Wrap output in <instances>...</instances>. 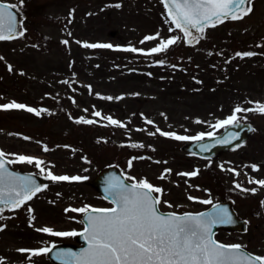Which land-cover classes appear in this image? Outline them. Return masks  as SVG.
<instances>
[{"label":"rangeland","instance_id":"rangeland-1","mask_svg":"<svg viewBox=\"0 0 264 264\" xmlns=\"http://www.w3.org/2000/svg\"><path fill=\"white\" fill-rule=\"evenodd\" d=\"M6 1L21 5V0ZM22 7L28 13L24 35L0 41V101L26 108L0 111V151L22 169L86 179L49 180L48 187L23 207L0 212V264H53L46 254L30 256L18 249L75 243V236L37 229L46 224L54 232H78L82 213L65 209L109 207L88 180L110 163H118L127 179H146L161 188L155 194L163 210H198L208 205L200 201L231 198L247 219L248 231L220 229L216 238L263 254V243L253 238L251 225L264 213V202L259 212L256 207L261 195L252 191L258 185L254 181L264 177V115L238 113V118L256 120L261 130L213 162L183 151L189 140L160 132L214 133L221 128L212 125L230 116L235 107L254 109L264 103V0H253L251 13L242 19L208 28L197 45L175 43L154 54L150 49L162 40L172 36L183 40L165 17L160 0H23ZM145 36L156 39L144 41ZM85 43L113 47L89 48ZM237 52L255 54L245 57ZM94 65L102 67L96 70ZM70 96L75 102L65 103ZM29 107L39 115L27 111ZM95 107L119 121L102 130L98 142L94 138L98 125L78 122L79 113ZM19 155L43 163L37 168L35 162L16 160ZM255 161L262 162L256 176L250 174ZM241 165L248 170L242 171ZM193 171L195 176L178 175ZM240 184L244 186L237 187ZM258 191L264 200V186Z\"/></svg>","mask_w":264,"mask_h":264},{"label":"snow or ice","instance_id":"snow-or-ice-1","mask_svg":"<svg viewBox=\"0 0 264 264\" xmlns=\"http://www.w3.org/2000/svg\"><path fill=\"white\" fill-rule=\"evenodd\" d=\"M167 10L168 17L175 29L184 34L187 42L192 43L198 38L192 30L203 33L205 28L222 23L225 19L238 20L252 11L253 0H162ZM23 0H21V5ZM120 5H116L119 7ZM18 5L0 3V41L13 39L16 35L23 36V31L18 30L17 20ZM172 31V29H169ZM158 35V34H157ZM156 39V36H145L144 41ZM178 37L172 36L162 40L156 47L150 49V53L164 52L170 45L177 42ZM144 41H141L143 43ZM64 43H67L65 41ZM89 48H111L110 44H88ZM126 51L142 52L143 49L128 48ZM253 52H237V56H253ZM11 71V67H9ZM112 99V97H105ZM119 99V97H117ZM3 109H25L26 106L16 102L0 105ZM27 111H36L27 108ZM258 111L264 114V103H257L254 109H242L237 106L230 116L224 120H218L213 128H225L228 125L240 123L237 114L240 112ZM39 115V112L36 111ZM93 115L100 116L99 112ZM111 124H119V121L111 117L106 118ZM82 123L92 124V120L80 119ZM149 124L152 121H147ZM199 122V121H197ZM123 126V125H120ZM252 130V129H250ZM159 131V129H157ZM164 136H172L178 140H202L205 135L213 136V132L200 133L197 136H177L175 133L160 132ZM239 138L238 132L230 133L217 143H230ZM27 139V137H25ZM138 145H133L137 147ZM239 146V145H237ZM206 150L205 146H201ZM47 150V149H45ZM16 160L32 164L37 168L43 163L32 156L19 155ZM13 160H5V154L0 152V206L18 209L42 190V186L29 176H19L11 172L6 164L15 163ZM131 166V161L129 162ZM257 170L256 165L251 166ZM43 171V169H41ZM170 169H165V173ZM195 171L190 173H178V175L195 176ZM164 178V175L160 177ZM47 179L52 181L81 180L86 177L54 175L47 173ZM126 184L118 177H113L105 189L107 199H110L111 208H90L85 205L81 208L65 209L66 212L85 213V226L83 232H54L49 227L37 229L55 236L82 235L87 242V247L79 252L60 250L56 252V259L63 264H264V256H253L241 251L239 244H223L213 239L212 227L217 224L233 223L231 214L226 208L213 206L212 213H184L177 215L170 212L163 214L159 211L161 203L159 197L153 193H160L162 189L153 186L146 179ZM250 182H253L250 180ZM264 186V180L254 181ZM43 187H47L44 185ZM239 187V185H237ZM254 192L255 189H252ZM189 199H195L189 197ZM211 204L210 200L200 201ZM166 203V202H165ZM0 207V212L3 211ZM32 210L29 209V212ZM2 219V217H0ZM0 230H3L0 227ZM30 256L47 254L51 248L18 249Z\"/></svg>","mask_w":264,"mask_h":264},{"label":"water","instance_id":"water-1","mask_svg":"<svg viewBox=\"0 0 264 264\" xmlns=\"http://www.w3.org/2000/svg\"><path fill=\"white\" fill-rule=\"evenodd\" d=\"M0 3H5V2H0ZM163 5H164V3H163ZM14 11H17V10H14ZM166 12H167V10H166ZM17 20L20 22L18 24V30L22 31V29H21V15L18 11H17ZM192 32H193V35L196 36L198 39L203 35V33L202 34L197 33V32H195V30H192ZM197 40H193L192 42L194 43ZM250 129H251L250 125L245 124V123H239L237 125H228L227 127H225L222 130L221 133L206 137L202 140L192 142L191 144L186 146L185 149L188 151H191V152L201 154V155L213 156L221 150L232 148V147L242 143L246 139L247 134L251 131ZM233 132L239 133L238 139L231 140V142L227 143V144L217 143L218 140H223L225 137L229 136V134L233 133ZM201 146H205L206 150H202ZM5 160L7 161L6 158H5ZM6 167L8 168L9 171L14 172L15 174H17L19 176H29L30 175L35 180V182L37 184H39V185L42 184V179L38 178L37 176H35L32 173L21 172V171L15 170L11 167V164H6ZM113 177H118L119 179L123 180L124 183L131 184V183H128L125 181L122 173L119 171V169L116 166H110V167H107V168L101 170L98 173V175L96 176V178L93 180V184L102 193V195L106 196L105 189L108 186L109 182L112 181ZM214 205L217 206L218 208H226L232 216L233 223L213 225V227H212L213 234H214V231L216 230L217 227H222V228H227V229H234V228L244 229V227H245L244 220H242L236 216L234 210L230 206V201H222V202L216 203ZM214 205L210 206L209 208H207L205 210H202V211H199L196 213H192V214L212 213L215 211V209L213 207ZM0 207H3V206H0ZM160 212L163 214L170 213V212H162V211H160ZM177 215H182V214H177ZM85 216H86V214L84 213L83 217H82L84 223L86 222ZM81 232H83V230ZM77 239L79 240V242L82 243V245L74 246V245H66V244H56V245H53L50 247L52 249V251L48 253L49 256L54 261H58V262L63 263L61 260L56 259V252L57 251L70 250L72 252H79L81 249L87 247V242L82 235H78ZM213 239H214V237H213ZM241 251H243L247 254H250L246 250H244L243 248L241 249Z\"/></svg>","mask_w":264,"mask_h":264},{"label":"flooded vegetation","instance_id":"flooded-vegetation-1","mask_svg":"<svg viewBox=\"0 0 264 264\" xmlns=\"http://www.w3.org/2000/svg\"><path fill=\"white\" fill-rule=\"evenodd\" d=\"M261 130V126H260V128H259V126H258V124L256 125V129L254 130V132H256L257 130ZM255 134V133H254ZM260 164H262V162L261 161H255V162H253L251 165H256L257 166V170H251V175L253 174V175H255V173H257L258 172V170L262 167ZM245 167H246V165H245ZM245 167H244V165H241V170L243 171V170H248V169H245ZM236 169H237V172H240V170H239V168L237 167V165H236ZM247 172V171H246ZM241 175H243V174H241ZM256 176V175H255ZM259 180H264V177L263 178H259L257 181H259ZM251 184H252V182H251ZM258 184V183H257ZM255 186H253L252 187V189H255V195L256 194H260L261 195V197H259V196H257V199H256V207H257V211L259 212V208H260V205H261V203H263L264 202V200H263V196H262V194H261V192H259L258 191V189H259V187L260 186H262V185H260V184H258V185H256V184H254ZM244 185L243 184H240L239 185V188L240 187H243ZM258 213L257 212H255V211H253V215L254 216H256ZM263 217L262 218H260V216L258 215L257 216V218H255V220H256V222L254 221L253 222V224L251 225V227H252V236H253V238H256L258 241H260V243H263V248H264V213H260ZM247 220V219H246ZM260 225H262V230H261V228L259 227ZM257 247H258V245H257Z\"/></svg>","mask_w":264,"mask_h":264},{"label":"trees","instance_id":"trees-1","mask_svg":"<svg viewBox=\"0 0 264 264\" xmlns=\"http://www.w3.org/2000/svg\"><path fill=\"white\" fill-rule=\"evenodd\" d=\"M98 133H99V131H98Z\"/></svg>","mask_w":264,"mask_h":264}]
</instances>
